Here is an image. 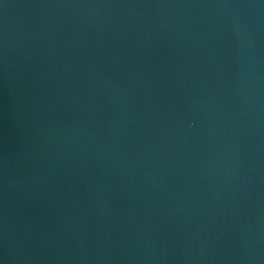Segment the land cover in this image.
<instances>
[{"label": "water", "instance_id": "95a60500", "mask_svg": "<svg viewBox=\"0 0 264 264\" xmlns=\"http://www.w3.org/2000/svg\"><path fill=\"white\" fill-rule=\"evenodd\" d=\"M0 264H264V0H0Z\"/></svg>", "mask_w": 264, "mask_h": 264}]
</instances>
